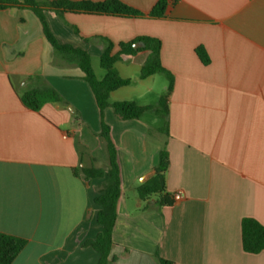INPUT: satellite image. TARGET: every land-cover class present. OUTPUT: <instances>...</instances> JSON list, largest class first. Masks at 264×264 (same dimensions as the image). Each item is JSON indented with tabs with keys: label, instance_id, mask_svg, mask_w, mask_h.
<instances>
[{
	"label": "crops",
	"instance_id": "crops-1",
	"mask_svg": "<svg viewBox=\"0 0 264 264\" xmlns=\"http://www.w3.org/2000/svg\"><path fill=\"white\" fill-rule=\"evenodd\" d=\"M119 1L146 15L45 16L60 43L91 55L96 76L109 43L118 53L142 49V37L160 40L174 78L165 128L153 111L125 121L108 108L102 118L83 72L53 49L37 16L0 10V233L27 241L13 264H98L83 242L100 232L94 199L104 180L87 181L82 170L109 166L103 121L121 178L112 264H264V252L244 251L241 228L247 218L264 226V0H169L159 18L148 15L159 0ZM149 56H121L115 67L132 84L112 92L111 105L158 104L168 80L157 93L158 74L140 78ZM45 84L65 104L26 108L22 94ZM161 151L168 206L139 195Z\"/></svg>",
	"mask_w": 264,
	"mask_h": 264
},
{
	"label": "trees",
	"instance_id": "trees-1",
	"mask_svg": "<svg viewBox=\"0 0 264 264\" xmlns=\"http://www.w3.org/2000/svg\"><path fill=\"white\" fill-rule=\"evenodd\" d=\"M169 0H159L155 7L148 13L150 17L159 18L165 15ZM6 9H27L32 11L42 24L45 37L53 49L67 62L76 64L84 74V80L90 86L102 118L108 108H112L115 114L122 120H139L147 112L153 111L156 115L168 116V101L173 91L174 78L161 63V42L160 40L142 37L136 42L143 45L142 49H134L133 44L121 45V51L113 53V45L108 44L101 53L100 65L106 71L103 79H98L92 67L91 55L81 49L68 44L60 43L47 23L45 13L51 11L57 15L65 13L95 14L119 17H143L146 14L136 10L119 0H106L103 2L93 1H69V0H0V10ZM142 50L150 51V56L144 63L140 78L147 79L156 74L165 75L168 80V87L161 98L159 107L140 106L135 102L109 103L110 94L120 88L132 84V80L121 77L115 65L121 56H134ZM200 58L205 65L209 64L207 53L203 49L198 51ZM21 100L24 106L35 112L48 103L65 104L60 93L48 84L26 91L22 94ZM101 137L108 145L110 162L107 169L92 166L82 170L87 181L104 180L102 189L94 199L98 210L95 221L100 227V232L95 239H87L83 242L85 247L92 248L98 255V264H112L110 258L113 247V232L118 218V203L121 197V178L118 165L117 148L111 139V129L103 121ZM169 164V157L166 151H161L159 165L156 175L139 188L141 198L151 195H159L162 205H171V196L166 194L165 175ZM242 243L243 249L249 254L264 252V226L254 219L242 221ZM27 246L25 239L0 233V264H13L17 257ZM161 264H173L170 261L160 259Z\"/></svg>",
	"mask_w": 264,
	"mask_h": 264
},
{
	"label": "rangeland",
	"instance_id": "rangeland-1",
	"mask_svg": "<svg viewBox=\"0 0 264 264\" xmlns=\"http://www.w3.org/2000/svg\"><path fill=\"white\" fill-rule=\"evenodd\" d=\"M95 70H96V73H97V76L98 77H101L102 74L104 73V70H102L101 68H99L98 66L95 65ZM167 82V78L165 75H162V74H158L156 76V81H155V84H154V89L155 91L158 93L161 91V88L163 87V85ZM165 94V93H164ZM163 94V95H164ZM163 97V96H162ZM161 97V98H162ZM161 101V99H160ZM160 101L158 102V104L154 107L158 108L159 107V104H160ZM158 126L160 128H165L166 126V123H165V120H164V115H158ZM163 130V129H162Z\"/></svg>",
	"mask_w": 264,
	"mask_h": 264
},
{
	"label": "built area",
	"instance_id": "built-area-1",
	"mask_svg": "<svg viewBox=\"0 0 264 264\" xmlns=\"http://www.w3.org/2000/svg\"><path fill=\"white\" fill-rule=\"evenodd\" d=\"M182 195L180 193H178L177 195H175V200L179 201L181 199Z\"/></svg>",
	"mask_w": 264,
	"mask_h": 264
}]
</instances>
